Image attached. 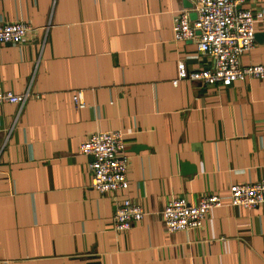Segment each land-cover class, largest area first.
<instances>
[{
    "label": "crops",
    "instance_id": "obj_1",
    "mask_svg": "<svg viewBox=\"0 0 264 264\" xmlns=\"http://www.w3.org/2000/svg\"><path fill=\"white\" fill-rule=\"evenodd\" d=\"M242 64L264 63V0ZM191 0H0V22L26 21L20 43H0L2 85L39 93L19 110L0 103V264H264V205L229 203L231 183L264 178V78L228 85L172 79L213 64L195 39L173 38ZM86 102L76 107L73 93ZM123 129L127 185L91 186L96 130ZM217 193L199 227L167 231L172 198ZM145 213L117 231L124 198Z\"/></svg>",
    "mask_w": 264,
    "mask_h": 264
},
{
    "label": "built area",
    "instance_id": "obj_2",
    "mask_svg": "<svg viewBox=\"0 0 264 264\" xmlns=\"http://www.w3.org/2000/svg\"><path fill=\"white\" fill-rule=\"evenodd\" d=\"M196 15L190 18L182 10L173 19V38L195 39L197 49L213 58V64L203 69L187 71L182 60L177 63V76L172 79H198L205 84L228 85L234 80L264 78V63L242 64L240 56L255 41L253 11L241 6L244 0H191ZM32 26L26 21L0 22V43H20ZM29 84L21 92L2 85L0 80V103L12 102L19 110L31 97H38ZM76 107L86 105L83 89L73 93ZM123 129L96 130L89 133L78 146L81 153L90 154L88 168L91 186L100 192L115 191L127 185L128 155L125 151ZM229 203L254 207L264 205V178L256 181L231 183ZM223 203L217 193H206L195 203L184 196L170 199L161 209L162 221L167 231L186 230L202 225L210 208ZM145 211L130 198L117 205L112 217V227L117 231L129 229L140 220Z\"/></svg>",
    "mask_w": 264,
    "mask_h": 264
},
{
    "label": "water",
    "instance_id": "obj_3",
    "mask_svg": "<svg viewBox=\"0 0 264 264\" xmlns=\"http://www.w3.org/2000/svg\"><path fill=\"white\" fill-rule=\"evenodd\" d=\"M191 15H192V17H194V16L196 15V13H195V12H193Z\"/></svg>",
    "mask_w": 264,
    "mask_h": 264
}]
</instances>
